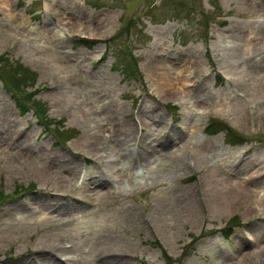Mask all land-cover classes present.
Listing matches in <instances>:
<instances>
[{"label":"rangeland","instance_id":"rangeland-1","mask_svg":"<svg viewBox=\"0 0 264 264\" xmlns=\"http://www.w3.org/2000/svg\"><path fill=\"white\" fill-rule=\"evenodd\" d=\"M0 55V264H264V0H0Z\"/></svg>","mask_w":264,"mask_h":264},{"label":"bare ground","instance_id":"bare-ground-1","mask_svg":"<svg viewBox=\"0 0 264 264\" xmlns=\"http://www.w3.org/2000/svg\"><path fill=\"white\" fill-rule=\"evenodd\" d=\"M77 2H71V6H77L76 5ZM70 6V7H71ZM258 30V29H257ZM185 84V83H184ZM115 133L114 135L117 136V130H113ZM123 148V158L124 159H128L129 157H131V154H132V151L131 149H129V147L125 146V147H122ZM147 148V147H146ZM143 151V150H142ZM146 154V152H144ZM143 157V156H141ZM120 172V171H119ZM69 173V172H67ZM259 173V172H258ZM254 174V173H252ZM112 174H109L107 173L106 170H98L96 171V174H94L92 176L93 180L91 181V185H86V189L85 191H93L94 188H98V186H102V184H105V181L106 182H110L108 180V178H114L113 176H111ZM261 176H264V173H260ZM118 176H121V173H119ZM250 177V176H249ZM252 177V176H251ZM246 178V177H245ZM244 179V178H243ZM248 179V178H247ZM251 179V178H249ZM253 179V178H252ZM108 180V181H107ZM241 180V179H240ZM243 182H235L232 186V190L234 189V191L236 192V195L238 197H246L248 194H249V190L247 188H245L243 185H242ZM257 183V182H256ZM247 186V185H246ZM186 196V197H185ZM182 197V196H181ZM184 197L186 198L185 199V203L184 205L182 206L184 209H185V212L187 214V217L190 221H192L196 216H197V211H196V206L194 204V201L192 200V196L191 194H184ZM90 205V204H89ZM36 213H34L35 215ZM54 214L52 212H47L44 217H41V220H45V219H48V218H54ZM85 219H88V216H85L84 217ZM80 220V219H79ZM78 220V221H79ZM73 221V220H71ZM67 234L66 233H60L58 234V239L61 241L62 239H68L67 237ZM66 237V238H65ZM64 248H67L66 246L63 245Z\"/></svg>","mask_w":264,"mask_h":264},{"label":"trees","instance_id":"trees-1","mask_svg":"<svg viewBox=\"0 0 264 264\" xmlns=\"http://www.w3.org/2000/svg\"><path fill=\"white\" fill-rule=\"evenodd\" d=\"M185 8H187V6H185V4L184 3H181V5H180V7H173V9H174V11H178V10H181V11H183ZM187 10H188V8H187ZM150 18H153L152 16L150 17ZM79 42H82V44H89V43H92L93 42V40H91V39H87V38H80L79 39ZM90 45V44H89ZM1 57H0V59H2V56H4V55H0ZM207 58H209V55H207ZM9 68L11 69V71H12V74L13 75H17L16 77L18 78V79H20L21 80V78H23V79H25L26 77H27V74H26V69H24V68H21V66L19 65V66H15V65H11V64H9ZM0 79H1V76H0ZM218 79V78H217ZM219 81H220V79H218ZM14 97V99L16 100V102H17V105H20V100H19V98H17V97H15V96H13ZM166 107L167 108H170L171 110H174L175 109V107L174 106H172V105H169V104H166ZM221 129H225V134L226 135H228V139H230V140H228V142H232L233 141V139L235 138V137H238L234 132H232L230 129H228L227 127H225V126H219V124H218V121H214V120H211L210 122H207V124H206V126H205V128H204V130H205V132L207 133V134H209V135H211V134H215V133H217L219 130H221ZM51 136H54L52 133H49ZM232 140V141H231ZM31 185H33V184H31ZM30 185V186H31ZM27 187H25L24 189H26ZM236 220V216H231L229 219H227V221L225 222V225H224V227L222 228V229H220L221 230V232L222 231H225V229L226 228H231V226H232V224H233V222ZM162 255L167 259V261H169L170 260V258L166 255V253L162 250Z\"/></svg>","mask_w":264,"mask_h":264}]
</instances>
